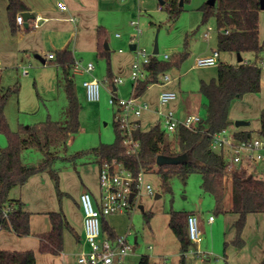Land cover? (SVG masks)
<instances>
[{"label": "rangeland", "instance_id": "1", "mask_svg": "<svg viewBox=\"0 0 264 264\" xmlns=\"http://www.w3.org/2000/svg\"><path fill=\"white\" fill-rule=\"evenodd\" d=\"M208 0H190L184 4L185 10L177 21L171 23L168 13L161 9L160 0H118L120 11L125 13L129 20V28L123 32V37L116 39L115 31L109 32L111 69L125 79V84L119 86V97L128 99L133 91V79L127 75L132 63L138 59L137 51L145 49L148 54L156 55L159 60L172 62L183 50L190 53L179 66H173L166 72L175 79L169 82L152 83L148 90L141 96L150 106H160L158 97L164 84L180 88L178 99L186 96L190 102V114H200L203 118L205 110L204 97L200 93V81L211 80L218 75V67H196L197 57L205 50H218V28L212 17L207 23L203 22L201 7ZM104 10H102L103 12ZM111 13V12H110ZM115 13V12H114ZM136 20L141 28V33L133 38L135 29L131 20ZM261 40L264 43V10L260 21ZM210 32V37H204L205 32ZM122 39V40H121ZM157 40L158 53L154 54ZM135 44L136 50H131L130 45ZM122 49V52H120ZM168 55L169 58H165ZM264 55V53H263ZM222 60L237 62L234 52H220ZM86 63L95 64L94 76L99 81L107 77L108 65L106 59L98 56L87 58ZM59 67V66H58ZM36 68H43L41 63L33 57L32 62L27 61L21 67H2V87L19 84L18 94H13L6 106V118L13 130L20 126L28 127L40 123L48 118L65 121L68 112V99L63 87L58 83L57 90L51 84L52 74L49 70L40 71L38 81L35 82ZM30 72V76L22 75V71ZM60 78V69L58 68ZM58 78V80H59ZM176 90V89H171ZM260 93V92H259ZM79 101L82 105L80 111V132L69 141L68 151L63 156H69L79 151H86L98 146L100 143H112L115 140V113L117 107L109 102V93L102 87L99 102L87 101L83 90L77 88ZM258 94V93H248ZM246 94V95H248ZM245 95V96H246ZM235 100L230 112L233 120L231 131L238 127L235 122L242 120L248 122V127L254 131L260 129L261 107L248 97ZM185 97V98H186ZM177 99V100H178ZM176 100V101H177ZM175 101V102H176ZM264 101V100H263ZM174 102V103H175ZM167 109L168 107H162ZM247 115V118H240ZM244 117V116H243ZM7 145L6 136L0 131V148ZM23 162L26 164H39L44 155L42 152L30 148L23 153ZM55 168L60 171L61 197L55 189L52 179L41 173L32 175L23 186L15 187L11 193L12 198L21 197L25 208L32 211V224L43 227L49 224L48 211L62 209L64 212H73L77 209L80 194L84 190L99 193V165L93 154H85L73 163L58 160ZM245 168L248 172L252 169ZM145 180L150 183L155 195H149L142 190L132 209L124 213L111 214L109 225L114 228L118 236L128 234V240L133 246L130 255L125 258L126 264H137L140 255H149L153 264H179L180 242L169 226L171 211L194 213L200 217L202 229L201 241L187 253V264H260L264 259V213H250L240 238L236 223L239 214L230 211L232 203V188L229 178L226 180L225 207L227 212L217 213L215 198L202 189L203 177L200 173L190 174L186 180L174 176L170 180L171 190L164 188L156 168L146 171ZM160 194V197H156ZM143 206V209L141 208ZM145 213L151 214L149 222ZM214 216L213 222L209 217ZM0 243L9 246L8 240L1 239Z\"/></svg>", "mask_w": 264, "mask_h": 264}, {"label": "trees", "instance_id": "2", "mask_svg": "<svg viewBox=\"0 0 264 264\" xmlns=\"http://www.w3.org/2000/svg\"><path fill=\"white\" fill-rule=\"evenodd\" d=\"M8 15L12 32L18 29L16 16L28 10L23 0H7ZM190 0H160L161 9L168 13L171 23L178 20L185 10L184 4ZM262 0H216L214 5L208 3L201 7L203 22L214 18L218 28L217 49L220 52L254 53L256 57L264 51V43L260 37V13ZM182 3V4H181ZM98 56L106 59L107 75L113 81L111 69V52L106 47L109 32L98 26ZM188 50L180 52L172 62L159 60L156 55L151 57L146 65V78L134 83V94L143 95L148 86L159 82V75L165 73L180 63L189 55ZM54 62L60 69L59 83L68 99V112L65 121L46 119L28 127L20 126L13 130L6 118V106L13 94H18L20 86H1L0 73V131L7 138V145L0 148V227L18 237L32 235L31 213L24 209L21 198H12L15 187L23 186L36 173H47L52 179L58 196L61 197L59 169L55 163L63 161L73 163L75 159L85 154H93L99 168L104 163L121 164V167L138 174L156 168L165 190L170 191V180L174 176L186 178L192 173H200L203 177L202 189L212 195L216 201V211L227 212L225 207L226 180L232 188V203L230 211L239 214L236 223L239 244H242L240 234L245 226L247 215L264 213V178L262 171L249 173L245 168L226 170L225 156L222 150L212 148L213 135L223 129L230 128L234 123L230 118V107L235 100L243 98L248 93H259L262 88V68L256 61L237 65L220 62L218 75L209 81L202 80L200 93L205 102V116L193 128L179 125L169 133L162 121L156 122L148 130H142L140 121L134 120L133 138L140 142V148L134 154H127L124 136L120 124L115 120V140L112 143H100L86 151H79L69 156H63L68 151L70 138L80 131V111L82 105L76 91L73 75L75 57L72 51L61 49L56 52ZM261 122L258 131H236L237 140H251L254 136L264 137V108L260 113ZM34 148L43 153V160L37 164L23 162L25 150ZM159 155L176 157L185 155V160L177 164L157 165ZM135 200L133 199V203ZM10 210L7 212V209ZM193 213L171 211L169 226L180 242V262L187 264V253L196 246L188 234V217ZM149 222L151 214L145 213ZM51 229L38 234L40 252L60 255L64 251V231L70 230L77 237L62 209L49 213ZM103 230L110 238H117L114 228L107 223ZM0 264H39L33 250L0 249ZM138 264H151L149 255H142ZM260 264H264V259Z\"/></svg>", "mask_w": 264, "mask_h": 264}, {"label": "crops", "instance_id": "3", "mask_svg": "<svg viewBox=\"0 0 264 264\" xmlns=\"http://www.w3.org/2000/svg\"><path fill=\"white\" fill-rule=\"evenodd\" d=\"M23 1L27 5L28 7L27 11L30 12V14H32V17L29 18L27 21H24L22 26L17 23L18 29L14 33L11 30V26L9 22L8 1L0 0V70L2 67H9V68L21 67L27 61L32 62L33 57H35L43 67L42 69L36 68L37 69L36 76L34 77L35 82L38 81L41 70L42 71L44 69L49 70L52 74V78H54L55 76V79L51 81V84L54 86L55 91L57 90L59 83L58 80L59 75L57 73L59 67L58 64L54 62L55 58L54 59L48 58V54L56 55V52L58 50L68 49L73 52L75 61H79L82 66H86L89 62L86 63L85 60L87 58H93L98 53L97 52L98 26L100 25L103 26L111 34L113 33L114 30L115 33L113 34L115 35L114 37H116L117 40L123 37V32L130 26L129 20L126 19L125 13L120 11V7H118L117 4L118 0H63L67 5V10L65 11L61 10L58 7V3H57L58 0H23ZM102 10L104 11L102 12ZM263 10L264 9L261 10V13ZM261 13H260V21H261ZM133 20H131L130 24L131 26L134 27V25L132 24ZM25 23L28 24L27 27L24 26ZM260 34H261V30H260ZM209 37H210V32H209ZM217 42H218V35H217ZM107 44H108L107 48L110 49L109 40ZM215 47H217V44L215 45ZM120 52H122V49H120ZM211 53H212L211 49L200 52V54L202 55H209ZM263 53L264 51L259 55V57H256L255 54L251 52L241 53V56L243 58V61L241 62L248 63L257 60V62L262 68V88L260 93L248 94L245 96L248 97V100L250 99L254 100L258 104V106L261 107V109L264 108ZM234 54L237 53L234 52ZM37 56L41 57L42 60L44 61L39 59ZM220 62H225L233 65H237L241 63L239 62L238 58H237V62H232V61L222 60L221 56L219 57V63ZM94 70H95V64H94V69L90 72L84 70L80 72H73L75 84H76V91L77 88L79 90H83L85 97H86V93H85V88L83 86V82L85 80L96 78L94 76ZM24 71H22V75L24 76L31 75L29 71H26L27 73L24 74L23 73ZM112 73L114 75V78L120 77L113 70ZM130 73H131V67L130 70L127 71V75L130 76ZM169 76H170L169 81H173L175 79L172 75L169 74ZM124 84H125V79L123 83L114 84L113 81L109 80L107 75V77L104 78L103 81H101V89L102 87H104L109 93V96H111V93H114L116 96L119 97V86ZM132 85H133L132 86L133 91L131 92V94H133L134 92V83ZM165 87L176 89L172 91L177 93V98L170 101L166 105H162L158 97V102L160 106L168 107V110H173L175 112V115L179 119H184L186 116L190 114L188 112L191 106L190 100L186 96H182L181 98L178 99L179 94L177 92V89L180 91V88L177 87L174 88V86L168 84H164V88ZM171 89H165L164 91H170ZM162 92H160V94ZM162 107L159 108V106H150V108L145 110L140 117L138 118L133 117V119L140 121V127L142 130H148L156 122L163 121L162 114L166 112L167 109L165 110ZM230 118L232 119L231 112H230ZM240 118H247V115H242V117ZM115 120H116V113H115ZM248 125L249 123L247 125L239 126L236 131L252 130L248 127ZM260 126H261V122H260ZM64 162L68 163L66 161ZM254 171H258V172L262 171V165L256 166ZM41 174L48 175L45 172ZM88 191H90L93 194V197L97 203L100 194V186H99V193L97 194H95L91 190ZM24 209L31 213L30 224H31L32 235L26 237H18L7 230L1 229L0 227V238L8 240V243L11 244L9 246H5L0 243V249L17 250V251L33 250L36 254V259L39 264H78V255L83 250L88 249V245L85 241V234H84V225H83L84 214L81 209L80 202L77 204V209H75V211L65 212V215L70 225L73 227L74 231L76 232L77 237L74 236V234L68 229L64 231V251L60 255L44 254L40 252V239L38 237V234L48 232L51 229L50 219L48 225H44L43 227H35L32 224L33 212L25 208V203H24ZM50 212L52 211L47 212L48 218ZM109 216L110 215L104 216L102 218V227L104 223H107L109 225V219H108ZM142 255H140V257ZM151 264H153L152 258H151Z\"/></svg>", "mask_w": 264, "mask_h": 264}, {"label": "built area", "instance_id": "4", "mask_svg": "<svg viewBox=\"0 0 264 264\" xmlns=\"http://www.w3.org/2000/svg\"><path fill=\"white\" fill-rule=\"evenodd\" d=\"M58 7L65 11L67 5L63 0H58ZM25 19L22 13L16 16V22L23 25ZM135 33L133 38L141 33V28L136 20L132 21ZM204 37H209V32L204 33ZM137 48V47H136ZM136 50V49H135ZM138 59L132 63L130 77L134 83L146 78L148 71L146 65L150 62L152 55L148 54L145 49L137 51ZM220 51L213 50L209 55L197 57L196 67H214L219 64ZM48 58L54 59L55 54H48ZM165 58H169L165 55ZM94 63L89 62L82 66L79 61H75L73 72L92 71ZM26 74V70L23 72ZM170 76L168 73L159 75V82H168ZM124 78L116 77L113 83H123ZM86 98L89 102H98L101 99V81L94 79L83 82ZM177 98L174 91H163L160 96L162 105L168 104ZM109 102L112 106L117 107L116 121L120 124L124 136V145L127 154H134L140 148V142L133 138V117L138 118L142 113L150 108L147 101L141 98V95L133 94L128 98H121L111 93ZM163 127L171 133L179 125L188 128L195 127L202 117L200 114H189L184 119H179L173 110H167L163 114ZM230 128L223 129L213 135L212 148L222 150L225 156L226 170L231 171L235 168L247 167L254 169L262 165L261 176L264 178V137L256 135L251 140H237ZM99 185L100 194L97 203L93 194L86 190L80 195L79 202L84 214L83 225L85 241L88 245L87 250H83L78 255V264H126L125 258L133 249L128 240V234L118 236L115 239L110 238L109 234L102 229V218L114 213H124L133 208L137 198L141 195L142 190H146L149 195H155L153 186L145 180L144 171L138 174L121 167V164L104 163L99 168ZM132 195H134L132 197ZM133 199L135 202L133 203ZM10 208L7 209V212ZM214 216L209 217V222H213ZM188 234L190 240L198 244L201 241L202 229L200 228V219L196 214L188 217ZM192 249V248H191ZM190 249V250H191Z\"/></svg>", "mask_w": 264, "mask_h": 264}, {"label": "water", "instance_id": "5", "mask_svg": "<svg viewBox=\"0 0 264 264\" xmlns=\"http://www.w3.org/2000/svg\"><path fill=\"white\" fill-rule=\"evenodd\" d=\"M216 0H208V4L210 5H214ZM182 4V3H181ZM261 9H264V0L261 1ZM22 15L24 16L25 21H27L29 18L32 17V14H30V12L25 11L22 12ZM25 27L28 26L27 23H25L24 25ZM106 47H108V44L106 43ZM131 50H135L136 49V45L135 44H131L130 45ZM158 53V44H157V40L155 42V48H154V54ZM238 56V60L239 62L243 61V58L241 56V53H237ZM39 59L42 60L41 57L37 56ZM44 61V60H42ZM236 126H243V125H247L248 122L242 121V120H238L235 122ZM185 160V155H180V156H176V157H168V156H164V155H159L156 159V163L157 165H165V164H177L180 163L182 161ZM134 195H132L133 197ZM156 197H160V194H156ZM141 208L143 209V206H141Z\"/></svg>", "mask_w": 264, "mask_h": 264}]
</instances>
